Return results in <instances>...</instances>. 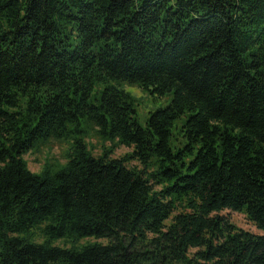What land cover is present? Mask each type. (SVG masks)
<instances>
[{
    "label": "trees",
    "instance_id": "16d2710c",
    "mask_svg": "<svg viewBox=\"0 0 264 264\" xmlns=\"http://www.w3.org/2000/svg\"><path fill=\"white\" fill-rule=\"evenodd\" d=\"M123 82L171 100L142 127ZM223 209L264 232V0H0V264H264Z\"/></svg>",
    "mask_w": 264,
    "mask_h": 264
},
{
    "label": "rangeland",
    "instance_id": "374dc122",
    "mask_svg": "<svg viewBox=\"0 0 264 264\" xmlns=\"http://www.w3.org/2000/svg\"><path fill=\"white\" fill-rule=\"evenodd\" d=\"M118 85L124 90L128 91L134 97L136 110L134 117L137 123L142 127H145L146 125V120L148 118L149 112L167 105L172 97V94L170 92H166L163 95L153 96L147 91L139 88L137 85L130 84L127 82L119 83ZM100 89V85L94 86L92 90V102H95V96L98 94ZM182 120L183 117L176 119L171 127L169 144L173 149H175V147L177 146H180L183 140L180 137V133L177 128L181 124ZM85 142L88 148L91 150L92 154L94 155L100 154L103 147H109L112 145V143L109 141L104 142L99 139L92 130L87 133ZM68 147V141L61 142L52 139L46 143H41L37 147L32 148L30 151L23 155V158L25 159L28 168L33 172L39 173L41 171H44L45 169L55 171L61 168L63 163L66 161L64 154L67 151ZM130 150L131 148L126 147L124 145H117L113 148L111 157H120L126 152H129ZM130 163L135 164L134 161H130ZM218 214L228 217L229 220L237 227H240L252 233L264 234L261 229H258L255 225H253L241 212L223 209L219 211ZM168 221L169 219L166 223H168ZM44 225L45 223H42L29 228L25 236H27L30 240L34 242H42L45 239V235L42 231ZM94 242L106 243L107 239L84 237L77 239L73 242L66 237H61L52 240L51 244L59 247H74L76 249H79L84 245ZM193 251H195V249L190 250V252Z\"/></svg>",
    "mask_w": 264,
    "mask_h": 264
}]
</instances>
